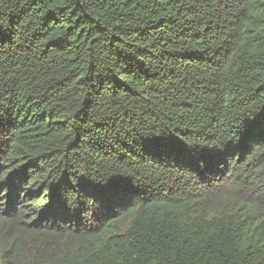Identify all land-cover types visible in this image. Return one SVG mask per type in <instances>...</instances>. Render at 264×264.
I'll use <instances>...</instances> for the list:
<instances>
[{"label": "trees", "instance_id": "obj_1", "mask_svg": "<svg viewBox=\"0 0 264 264\" xmlns=\"http://www.w3.org/2000/svg\"><path fill=\"white\" fill-rule=\"evenodd\" d=\"M0 264H264V0H0Z\"/></svg>", "mask_w": 264, "mask_h": 264}]
</instances>
